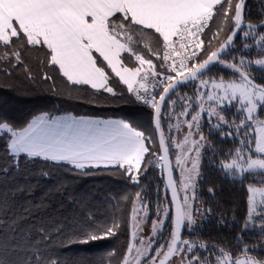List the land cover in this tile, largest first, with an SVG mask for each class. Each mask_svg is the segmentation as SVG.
I'll return each mask as SVG.
<instances>
[{
	"label": "snow or ice",
	"instance_id": "snow-or-ice-1",
	"mask_svg": "<svg viewBox=\"0 0 264 264\" xmlns=\"http://www.w3.org/2000/svg\"><path fill=\"white\" fill-rule=\"evenodd\" d=\"M0 264H264V0H0Z\"/></svg>",
	"mask_w": 264,
	"mask_h": 264
},
{
	"label": "trees",
	"instance_id": "trees-1",
	"mask_svg": "<svg viewBox=\"0 0 264 264\" xmlns=\"http://www.w3.org/2000/svg\"><path fill=\"white\" fill-rule=\"evenodd\" d=\"M184 91H188V89H184ZM40 103L47 105L49 108L53 107L55 104H59V107L61 108V110L69 109V110H74L77 113H80L83 111H89V112H92L94 114H99L102 116L103 115L113 116V115H119L120 114V112H118V111H107V112L97 111L95 109L84 108V107H80V106H77V105L71 104V103H65V102H61V101L50 100V98H44L40 101ZM27 107H32V105L30 104ZM124 107H127V106H124ZM233 111H234V109H233ZM230 118H231V115H230ZM106 182L109 183V186L117 188V189L122 187V185H120V184H111L109 181H106ZM217 182L219 183V181H217ZM162 195H163V192L161 191V196ZM219 196L221 199L226 201L229 205H235V212L237 213V216H240L243 214V212H244V206L242 203L243 196L240 193L238 188H237V190L233 191V190H231V185L224 184L223 191L219 193ZM210 231H211V225H209L205 228L204 235L207 236ZM212 235L218 236V235H222V234L212 232ZM186 238H188V237L186 236ZM121 239H123V236L121 237ZM108 247H110V245H108ZM101 251H102V249H93L92 251L81 253V255L97 256L100 254Z\"/></svg>",
	"mask_w": 264,
	"mask_h": 264
},
{
	"label": "rangeland",
	"instance_id": "rangeland-1",
	"mask_svg": "<svg viewBox=\"0 0 264 264\" xmlns=\"http://www.w3.org/2000/svg\"><path fill=\"white\" fill-rule=\"evenodd\" d=\"M145 231L147 232V229H145Z\"/></svg>",
	"mask_w": 264,
	"mask_h": 264
}]
</instances>
